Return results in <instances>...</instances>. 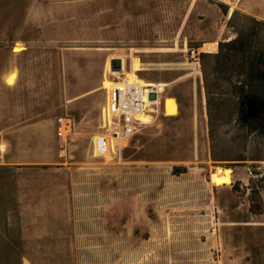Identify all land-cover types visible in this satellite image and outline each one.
<instances>
[{
	"label": "rangeland",
	"instance_id": "rangeland-1",
	"mask_svg": "<svg viewBox=\"0 0 264 264\" xmlns=\"http://www.w3.org/2000/svg\"><path fill=\"white\" fill-rule=\"evenodd\" d=\"M29 1L31 7L23 11L31 22L23 35L49 47L42 55L46 63L55 47L63 60L72 54L77 64L104 72L106 48L125 57L121 81L164 84L159 102L137 116L122 140L111 135L117 128L108 125L106 106L93 120L75 125L61 146L52 124L43 136L20 130L10 138L13 151H55L60 165L70 167L75 236L70 264H228L230 258L234 264H262L261 220L239 209L230 222L218 209L225 201L264 208V133L253 119L257 97L242 108L233 91L238 76L217 71L213 54L220 42L239 32L251 38L253 50L264 45V24L257 23L264 22V0ZM22 39L16 51L27 47ZM213 42L218 48L207 50ZM203 52L211 55L203 57ZM18 73L16 68L9 81ZM176 77L179 81L172 84L162 81ZM175 92L182 103L179 115L170 117L178 114L173 110L177 104L172 98L169 107L166 96ZM101 132L110 133L112 146L109 150L107 142L98 156L94 144ZM66 133L63 128V138ZM224 167L232 170L234 180L214 185L212 172ZM183 168L187 171L177 172ZM221 229L236 234L222 238ZM226 246L233 247L231 254Z\"/></svg>",
	"mask_w": 264,
	"mask_h": 264
},
{
	"label": "crops",
	"instance_id": "crops-1",
	"mask_svg": "<svg viewBox=\"0 0 264 264\" xmlns=\"http://www.w3.org/2000/svg\"><path fill=\"white\" fill-rule=\"evenodd\" d=\"M30 7L29 0H0V264H70L75 237L70 167L60 165V154L55 151H13L10 138L20 130L23 135L43 136L45 127L52 124L61 146L75 125L93 120L99 108L106 106L110 88L121 82L120 74L125 73V57L113 56L105 48V69L101 72L90 65L77 64L72 54L63 60L60 48L56 52L55 47H50L52 59L46 63L42 55L49 47L38 44V40L33 43L23 35L31 22L30 14L23 10ZM18 10L21 13L16 14ZM20 36L27 47L16 51ZM116 58L121 59V69L114 71L112 60ZM16 68L17 79L9 81ZM179 79L162 81L172 84ZM107 81L111 83L108 86ZM166 97L169 107L174 98L177 106L173 110L178 114L170 117H177L181 95L175 92ZM20 122L22 127L17 129ZM61 128L67 130L64 139L59 135ZM98 135L108 138L110 133ZM113 138L122 140L120 136ZM122 154L123 148L119 147L121 158ZM249 206V202L238 205L225 201L218 204V209L225 212L230 222L242 209L251 220L260 219L264 224V213L254 215ZM233 230L226 233L221 229L220 234L222 238L226 234L232 238L236 234ZM226 248L231 254L233 247ZM262 258L264 264V254ZM229 260L228 264L235 263L234 259Z\"/></svg>",
	"mask_w": 264,
	"mask_h": 264
},
{
	"label": "trees",
	"instance_id": "trees-1",
	"mask_svg": "<svg viewBox=\"0 0 264 264\" xmlns=\"http://www.w3.org/2000/svg\"><path fill=\"white\" fill-rule=\"evenodd\" d=\"M238 12L234 11L230 22ZM257 23L264 24L263 21L257 20ZM206 57L208 53H202ZM216 62L217 71L228 72L238 76L239 81L233 85V91L238 96L242 108L248 99L257 97V112L254 114L253 119H257L259 129L264 133V45L256 50H253L251 38L244 36L239 32L238 36L234 39L220 42L219 52L213 54ZM239 62L238 66L232 65V62ZM230 64L232 66H230ZM238 67V68H237ZM205 88L207 92L208 104H210L211 88L208 83V78L205 72ZM243 121L249 119L242 116ZM187 169L177 170V172H186ZM250 211L253 214L264 213V208L261 205H251Z\"/></svg>",
	"mask_w": 264,
	"mask_h": 264
},
{
	"label": "built area",
	"instance_id": "built-area-1",
	"mask_svg": "<svg viewBox=\"0 0 264 264\" xmlns=\"http://www.w3.org/2000/svg\"><path fill=\"white\" fill-rule=\"evenodd\" d=\"M164 84L152 83V85H146L140 82L138 79L125 78L118 84L110 88L108 94V100L106 103L107 121L108 125H113L117 129L111 133L114 136L123 137L124 133H130L132 130V122L134 123L138 115L145 113L146 108L152 104L157 103L160 100V92ZM156 94L155 98L151 97V94ZM59 121L62 123L63 118ZM59 135L63 138V129H59ZM64 139V138H63ZM107 142L109 144V150L111 148V142L105 136L99 137V141L96 146L98 155H104L107 148Z\"/></svg>",
	"mask_w": 264,
	"mask_h": 264
},
{
	"label": "bare ground",
	"instance_id": "bare-ground-1",
	"mask_svg": "<svg viewBox=\"0 0 264 264\" xmlns=\"http://www.w3.org/2000/svg\"><path fill=\"white\" fill-rule=\"evenodd\" d=\"M18 46L16 45V48ZM217 48V42L210 43L206 46V49L210 51H214ZM234 178L235 175L230 168H218L212 172V183L217 186L229 185L234 180Z\"/></svg>",
	"mask_w": 264,
	"mask_h": 264
},
{
	"label": "water",
	"instance_id": "water-1",
	"mask_svg": "<svg viewBox=\"0 0 264 264\" xmlns=\"http://www.w3.org/2000/svg\"><path fill=\"white\" fill-rule=\"evenodd\" d=\"M112 69L113 70H120L121 69V59L116 58L112 60ZM152 98L156 97V94H151Z\"/></svg>",
	"mask_w": 264,
	"mask_h": 264
}]
</instances>
